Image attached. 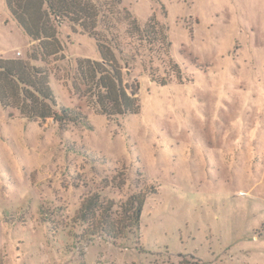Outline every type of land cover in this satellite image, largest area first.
I'll return each instance as SVG.
<instances>
[{
	"label": "rangeland",
	"instance_id": "obj_1",
	"mask_svg": "<svg viewBox=\"0 0 264 264\" xmlns=\"http://www.w3.org/2000/svg\"><path fill=\"white\" fill-rule=\"evenodd\" d=\"M120 8L115 51L139 88V113L109 120L75 91L76 60L100 54L66 22L51 87L92 128L61 131L0 104V264H264V0ZM152 17L165 41L129 28ZM31 45L0 0V56L25 58ZM146 189L155 192L137 232L116 241L83 233L86 196L114 199L119 213Z\"/></svg>",
	"mask_w": 264,
	"mask_h": 264
},
{
	"label": "trees",
	"instance_id": "obj_2",
	"mask_svg": "<svg viewBox=\"0 0 264 264\" xmlns=\"http://www.w3.org/2000/svg\"><path fill=\"white\" fill-rule=\"evenodd\" d=\"M4 4L32 45L25 58L0 56L3 108H14L31 121L51 119L61 131L69 124L92 128L79 107L59 104L51 87L48 63L51 58L63 57L59 28L66 22L73 32L93 37L100 54V59L76 60L75 91H82L88 104L109 120L139 113V88L126 82L115 51L120 49V40L114 16L120 13L121 0H4ZM129 21V28L140 33L141 41L159 36L166 40L164 27L155 17L144 26L136 18ZM154 192L146 189L131 194L119 205V213L114 211V199L101 200L98 193H93L82 200L76 218L87 225L83 233L90 238L106 235L116 241L139 230L146 201Z\"/></svg>",
	"mask_w": 264,
	"mask_h": 264
},
{
	"label": "crops",
	"instance_id": "obj_3",
	"mask_svg": "<svg viewBox=\"0 0 264 264\" xmlns=\"http://www.w3.org/2000/svg\"><path fill=\"white\" fill-rule=\"evenodd\" d=\"M8 58H19V57H17V56H13V57H8Z\"/></svg>",
	"mask_w": 264,
	"mask_h": 264
},
{
	"label": "built area",
	"instance_id": "obj_4",
	"mask_svg": "<svg viewBox=\"0 0 264 264\" xmlns=\"http://www.w3.org/2000/svg\"><path fill=\"white\" fill-rule=\"evenodd\" d=\"M18 55H21V52L20 51L18 52Z\"/></svg>",
	"mask_w": 264,
	"mask_h": 264
}]
</instances>
